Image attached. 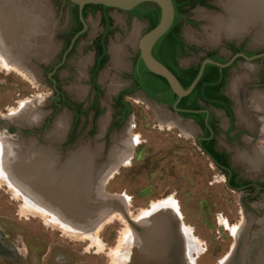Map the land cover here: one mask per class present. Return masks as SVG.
Returning a JSON list of instances; mask_svg holds the SVG:
<instances>
[{"label": "rangeland", "instance_id": "1", "mask_svg": "<svg viewBox=\"0 0 264 264\" xmlns=\"http://www.w3.org/2000/svg\"><path fill=\"white\" fill-rule=\"evenodd\" d=\"M44 1L53 13L56 24L54 31H65L70 11L68 4L64 0ZM214 4L215 9L206 11L195 8L190 12L189 16L198 25H186L183 28V37L188 43L195 45L199 51L193 58H184L182 60L184 63L197 61L204 48L221 47L224 43L232 41L243 42L250 50L264 49V42L252 41L256 28L251 29L241 38L220 37L221 40L219 38L220 41L218 40L217 44L210 43L208 38L213 35L214 30L209 19L224 14L219 8L218 0H215ZM110 14L117 24L123 27L126 25L128 15L125 12L110 11ZM98 15L97 11L87 15L88 32L76 42L64 63L57 67L54 76L66 95L73 102L83 104V109L91 105L93 92L89 90L88 80L81 79L85 69L80 72L76 68L77 64L84 59L88 60L87 67L92 57L90 40L97 30ZM135 25L139 26L135 40L137 41L146 32V25L131 20L128 24V32L131 33ZM53 35L56 48L51 59L44 62L33 61L40 76L38 85L33 84L29 77L4 70L0 66V115L5 114L10 108H15L18 101L40 95L43 98L40 104L43 115L40 117L39 124L22 126L12 120L5 125L3 121H0V129L3 128L5 134L11 136L16 147L21 150L50 148L54 150L61 163L66 161L71 152L80 148L94 151L96 146L101 145V162L103 163L113 137L121 134L131 118L134 122L132 132L139 135L140 143L132 150L130 165L120 167L103 188L107 193L122 194L127 197L125 201L113 202L120 206V209H116L117 212H125L126 216L122 218L124 219L122 221L118 216L114 217L109 213L104 216L102 222L98 223L97 238L102 244L100 248L84 237L74 238L69 234L68 236L43 224L40 218L22 212L20 208L22 201L15 200L11 191L2 183L0 185V264H116L112 253L118 248L122 232L128 226L125 225L128 219L135 217L140 210L149 209L152 202L169 198V196L174 198L177 204L181 223L188 230L190 229L188 234L196 242L191 252L192 255L194 254L196 264H217L218 260L229 251L233 239L230 233L218 224V219L224 218L232 225L239 221L241 214L246 217V229L234 254L230 256L226 264H264V192H258L256 187L250 190L229 189L223 173L197 146L199 130L189 121L179 117L183 124L192 126L194 129L192 135H184L179 128L161 127L158 115L152 108L144 103L134 102L137 96L143 98L140 95L125 98L131 111L123 121L119 122L112 101L120 81L116 79L118 69L111 65V54L110 62L100 70L97 77L100 86L104 88V92L102 91L96 101L100 114L94 121L93 111L86 115L81 114L74 131L70 134L74 115L72 111L65 108L57 111L52 109L53 93L46 81L45 69L55 65L63 52L60 36ZM123 40L116 33L115 38L110 42L121 46L125 41ZM136 43L134 50H137ZM102 75L105 78L101 81ZM244 75L247 76L244 77ZM238 77L239 81H237ZM112 80H116L119 84L111 92L108 85ZM234 81L237 84L236 91L231 87ZM261 84H264V58L254 62L238 61L237 66L230 71L226 91L233 103L235 119L232 129L227 132L229 121L221 111L212 110V114L218 122L216 133L218 148L228 154L231 165L242 179L264 185V160L260 159L253 163L252 159L249 162L242 158L243 156L254 158L258 155V147L264 146L260 137L262 125L260 118L264 116V113H259V110H254L252 107V97L255 94L264 93V85ZM76 87L83 89L79 97L71 91ZM157 108L161 113L171 114L175 118V115L164 107ZM61 116L65 119L63 133L50 137L51 129ZM103 118L107 119L105 129H101L100 124ZM154 218L157 222L156 227L145 231L147 234L141 235L143 239L141 251L134 252L131 258H125L122 264H129V261L130 264H141L138 255L143 259L142 264L186 263L182 255L183 238L177 232L176 220L172 214L165 211L158 213ZM91 232H89L90 235ZM128 245L134 249L132 251L138 250L136 245L135 247L130 243Z\"/></svg>", "mask_w": 264, "mask_h": 264}, {"label": "bare ground", "instance_id": "2", "mask_svg": "<svg viewBox=\"0 0 264 264\" xmlns=\"http://www.w3.org/2000/svg\"><path fill=\"white\" fill-rule=\"evenodd\" d=\"M221 7L225 14L209 19L214 30L213 35L208 38L210 43H216L222 36L240 37L253 28H256V31L252 41L254 43L264 42V0L257 3L252 0H223ZM55 25L50 6L44 0H0V66L4 70L27 76L33 84L38 85L40 76L33 61L44 62L52 56L56 48L53 42ZM138 29L139 26L135 25L127 39V43L132 46L137 42L135 40ZM110 54L112 67L121 69L124 64L122 47L111 44ZM86 61L88 60H81L76 69L83 72L86 68ZM104 78L102 75L101 81ZM239 79L238 77L237 81ZM233 83L231 87L236 91L237 84L235 81ZM118 84L119 82L112 80L108 85L109 91H114ZM71 91L77 97L83 93V89L78 87L72 88ZM255 95L252 97V107L254 110H259V113H264V93ZM42 101L43 98L40 95L22 99L18 101L15 108H10L5 114L0 115V121H3L5 125L12 120L22 126L37 125L43 115L41 114L42 106H40ZM134 102L144 103L152 108L158 115L161 127L179 128L187 136L193 134L194 129L190 124H183L178 117L174 118L171 114L161 113L156 106L144 98L137 96ZM260 120L262 123L260 137L264 142V116ZM64 123V116H61L51 129L50 137L63 133ZM100 124L101 129H105L107 119L103 118ZM133 129L134 122L130 118L121 134L113 137L103 163L101 162V145L96 146L94 151L80 148L71 152L66 161L61 163L53 152L54 150L50 148L21 150L16 147L13 138L5 134V130L1 128L0 185L4 183L14 199L22 201L20 206L22 212L40 218L43 224L52 229H57L74 238L84 237L101 248L102 244L97 238L98 223L102 222L104 216L109 213L114 217L118 216L122 221L124 220L122 218L126 216L125 212H117L118 209H113L112 205L113 202L127 200V197L122 194L107 193L103 188L120 167L130 165L132 150L140 143L139 135L133 133ZM242 158L249 162L252 159L253 163L260 159L264 160V146L258 147V155L254 158L245 156ZM96 198L100 204L107 202L109 204L105 206L107 209H99L94 214L88 213L92 210L90 201ZM165 211L172 214L176 220L177 232L183 238L182 255L186 261L185 264H196L194 254H191L196 242L188 234L190 229L188 230L181 223V214L177 204L170 196L152 202L149 209L140 210L135 217L128 219V223L125 224L128 226L122 232L118 248L112 253L116 264H122L125 258H131L134 252L139 253L142 249V234L138 233L134 227L143 229V231L154 229L157 225L154 217ZM218 224L227 230L233 239L229 251L217 262V264H226L245 232L247 220L245 215L241 214L239 221L235 224H229L224 218H219ZM128 243L133 247L136 245L138 250L132 251L134 249L129 247ZM138 256L143 263L142 257Z\"/></svg>", "mask_w": 264, "mask_h": 264}, {"label": "flooded vegetation", "instance_id": "3", "mask_svg": "<svg viewBox=\"0 0 264 264\" xmlns=\"http://www.w3.org/2000/svg\"><path fill=\"white\" fill-rule=\"evenodd\" d=\"M68 6H69V16L67 21V27L66 30L63 32H60L59 30L54 31L55 35H59L62 41L63 45V52L60 54L58 62L53 66H48L45 69V74H47L46 81L50 85L52 90V97H51V103H52V109L54 111H57L59 109L65 108L70 111H72L74 115V123L71 126L70 134L72 131H74L76 122L79 119V116L81 114L86 115L88 112L93 111V121L97 118L95 117L96 112L100 109L96 104V101L98 99V96L104 92V88L100 86L97 77L100 72V70L110 62V52L109 47L111 45V39L115 38V34L117 33L120 37V39H124L123 43L121 44L122 50L124 51L123 55V67L121 69L116 70L117 77L120 81V86L115 91V95L113 97V107L117 112L118 115V121L121 122L123 119L128 115L124 114L123 112V102L125 101L126 97H130L131 95H140L142 97H146L149 100L155 101L151 98H149L145 92L140 88L139 82L142 80L143 76L140 73L141 68V59L139 58L138 50H134V46L127 43V39L125 37H129L131 34L128 32V24L129 21L135 20L137 22L140 21V19L136 18L135 16H132L130 12H125L128 17L126 21V25L121 26L117 24L110 14V11H115L111 8H108L106 10V16L109 17L110 21L108 24H106L103 21V12L101 7H95L94 5L84 6L81 10L78 9L76 5L71 4L68 0H64ZM215 0H172L173 7L174 4L177 3L180 6L181 9V20L179 22V33L178 38L183 43V53H187L186 56H182L179 54L176 59V63L179 67L187 68L190 66H197L202 63L205 59L216 58L222 61L220 64H226L231 61V63L226 67H219L218 74H220L221 78L223 79V85L219 88V94L223 95L228 102V105L232 112L233 120L231 121L230 117L225 113V111L221 108H215L211 105H206L203 102H199L200 107L205 111L206 117L204 119V122H208V130L210 132V136L206 138V140H212V151L216 154V157L213 155L205 154L213 163V165L223 173V175L226 178H232V175L235 174L234 178L237 180V185H241L243 182L247 181L240 177L237 170L231 165V161L229 159L228 154L219 149L216 143V133H217V125L218 122L213 117L212 110L214 111H221L224 113L229 121L227 132H229L233 127L234 124V113H233V103L231 100V97L226 93L227 91V82L229 79L230 71L231 69L235 68L237 66L238 61L243 62H254L257 60H260L264 58L263 56H260L258 58L247 60L245 58H252L256 55H259L264 52L263 50L257 51V50H250L245 47L244 43H236V42H227L224 43L221 47H214V48H204L203 53L198 57V60L195 62H189L184 63L182 60L187 57H194L195 55H198V48L188 43L184 37H183V28L187 25H198V23L189 16L190 12L195 8H202L206 11H209L211 9H215L216 6L214 4ZM75 9V10H74ZM98 12V25L95 35L90 40V48L92 50V57H90V60L87 64V67L84 70V76H81V79H87L88 80V87L91 92H93V100L91 102V105L88 106L86 109H83V104L73 102L66 93L61 89V87L58 85V82L55 79V72L57 70L58 66H61L67 55L74 49V46L76 42L82 38L86 33L88 32V25L86 22V17L88 14ZM123 12V11H122ZM81 18L83 19V22L81 21ZM142 21V20H141ZM146 27L145 31H147L148 28V22L146 20ZM127 35V36H126ZM54 36V35H53ZM100 42H104V48H105V55H106V61L105 63L95 71L97 61L100 58V51L97 49V45L100 44ZM224 50V51H222ZM226 52V53H225ZM242 55V56H239ZM51 59V58H50ZM49 59V60H50ZM48 60V61H49ZM193 60V59H192ZM218 63V62H217ZM207 65V64H206ZM205 65V66H206ZM204 66V68H205ZM218 67V66H217ZM264 85V84H261ZM157 102V101H156ZM159 103V102H158ZM175 104V103H174ZM172 106V105H171ZM170 106V107H171ZM169 107V106H168ZM98 114V115H99ZM260 121V120H258ZM70 136V135H69ZM203 136V131L201 130L200 136L197 138L200 139ZM196 140V141H197ZM225 155V157H224ZM227 164V165H225ZM250 182V181H247ZM251 185L247 186L246 188H242L239 190H250L253 187H256L258 192H264V188H262L261 183H252ZM264 186V185H263ZM263 189V190H262Z\"/></svg>", "mask_w": 264, "mask_h": 264}, {"label": "trees", "instance_id": "4", "mask_svg": "<svg viewBox=\"0 0 264 264\" xmlns=\"http://www.w3.org/2000/svg\"><path fill=\"white\" fill-rule=\"evenodd\" d=\"M94 6L101 7L103 12V21L108 24L110 21L109 17L106 16V10L108 8L100 5ZM129 12L132 16H135L140 20H147V31L154 28L160 21V10L154 4L143 2L136 5ZM181 12L182 11L179 4L175 3L174 19L172 25L170 26L168 31L154 43L151 49V54L157 61L167 67L170 72L177 78L181 86L186 89L197 75L199 65L182 68L179 67L176 63V59L179 54H181L182 56L187 55V53H183V43L178 38ZM97 49L100 51L101 55L97 61L94 73L106 61L104 42H100V44L97 45ZM211 60H213L214 62L222 63L221 60L216 58H211ZM218 70L219 67L212 64H207L192 92L180 99H178L177 96L170 90L169 85L163 77L148 71L143 63H141L140 68V73L142 74L143 78L139 82L140 88L149 98L169 107L176 103V108L179 110V114L182 117L194 120L203 131V136L196 141L197 146L204 154H211L215 157L216 154L212 151V140H206V138L210 136L207 125L209 119L207 122H204L206 113L200 107L199 102L201 101L206 105H211L215 108L223 109L225 113L230 117L231 121L233 120L232 112L228 105L227 99L223 95L219 94V88L223 85V79L221 78L220 74L217 73ZM122 105L124 114H129L131 111L129 104L127 102H123ZM98 114L99 111L96 112L95 117H97ZM209 123L211 124L212 122L210 121ZM234 176L235 174L232 175V178H227L226 186L229 189L239 190L251 185V183L247 181L243 182L241 185H237L238 179L236 180ZM261 186L262 188H264L263 185Z\"/></svg>", "mask_w": 264, "mask_h": 264}, {"label": "water", "instance_id": "5", "mask_svg": "<svg viewBox=\"0 0 264 264\" xmlns=\"http://www.w3.org/2000/svg\"><path fill=\"white\" fill-rule=\"evenodd\" d=\"M68 1L71 4L76 5L79 10H81L86 5H100V6H104L107 8H111L115 11L128 12L131 9H133L136 5L143 3V2L154 4L155 6H157L160 10V21H159V23L154 28H152L151 30H148L145 33H143L138 38L136 46H137L139 58L141 59L142 63L146 67V69L148 71L152 72L153 74H156V75L163 77L166 80L167 84L169 85L170 90L177 96L178 99L185 97L192 92V90L194 89L198 80L200 79V77L203 73V70H204V66L206 64H212V65H215L218 67H226L231 63V61H230L226 64H220V63L214 62L213 60L205 59L200 64L198 73L195 76L194 80L191 82V84L188 86V88L184 89L181 86V84L179 83V81L177 80V78L170 72V70L167 67H165L163 64H161L159 61H157L151 54V49H152L154 43L162 35H164L168 31L170 26L172 25V22L174 19V7H173L172 0H68ZM222 1L223 0H218L219 8L225 14L224 9L221 7ZM252 1L257 3V2H260L261 0L260 1L259 0H252ZM224 14H221V15H224ZM81 21L83 22L82 18H81ZM139 23L146 24V20H142V21L140 20ZM250 30L246 34H248L250 32ZM244 35H242L240 37H224V36H222L221 38H225V39L241 38ZM221 38H220V40H221ZM263 55H264V52L259 54V55L254 56L252 58H245V59L252 60V59L258 58V57L263 56ZM239 56H242V55H239ZM143 98L145 100H147L149 103L156 105L157 107H161V106L164 107L170 113H173L176 117L183 118V119L189 121L201 133V128L199 127V125L194 120H192L190 118H184L179 114V110L176 108V103L173 104L171 107H168L165 104L149 100L146 97H143ZM89 204L92 207L91 212L92 211L96 212L99 209H107V207H105V206L109 205V204H107V202L100 204L99 200H97V198L92 199ZM112 208L113 209H120V206L117 203H114L112 205ZM134 229L138 233L141 232V234H144V233L147 234V232L143 231V229H140L138 227H134Z\"/></svg>", "mask_w": 264, "mask_h": 264}]
</instances>
